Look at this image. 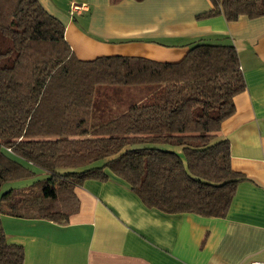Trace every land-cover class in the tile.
<instances>
[{
  "label": "trees",
  "instance_id": "trees-1",
  "mask_svg": "<svg viewBox=\"0 0 264 264\" xmlns=\"http://www.w3.org/2000/svg\"><path fill=\"white\" fill-rule=\"evenodd\" d=\"M210 1L213 9L199 18L264 16V0ZM102 86L149 91L93 126ZM246 87L231 44L197 41L176 63L83 61L39 0H0V215L68 224L80 207L75 189L113 175L149 208L225 218L246 178L233 170L230 142L219 134ZM21 180L32 182L12 187ZM24 260L0 219V264Z\"/></svg>",
  "mask_w": 264,
  "mask_h": 264
},
{
  "label": "crops",
  "instance_id": "crops-1",
  "mask_svg": "<svg viewBox=\"0 0 264 264\" xmlns=\"http://www.w3.org/2000/svg\"><path fill=\"white\" fill-rule=\"evenodd\" d=\"M39 1L64 24L67 43L83 61L130 56L176 63L197 41L235 46L247 87L219 135L230 142L233 170L246 180L225 218L149 208L113 175L87 181L75 189L80 207L68 224L0 215L9 243L24 248V264L264 263V16L232 23L221 15L199 18L213 9L210 0H76L86 8L83 24L70 7Z\"/></svg>",
  "mask_w": 264,
  "mask_h": 264
},
{
  "label": "rangeland",
  "instance_id": "rangeland-1",
  "mask_svg": "<svg viewBox=\"0 0 264 264\" xmlns=\"http://www.w3.org/2000/svg\"><path fill=\"white\" fill-rule=\"evenodd\" d=\"M60 8H67L72 4L71 0H52ZM75 4H80L73 0ZM88 15L85 12L75 15V19L79 23L85 22ZM148 89L145 87H118V86H102L97 89L95 95V106L93 115V126H97L101 122L113 118L128 110L132 105L140 102L148 94ZM165 149L171 150L169 146H163ZM175 150V149H174ZM31 180H21L14 182L12 187L27 189ZM4 215V214H3ZM2 217V214H1ZM3 223V222H2ZM7 224V223H6ZM7 229H9V226Z\"/></svg>",
  "mask_w": 264,
  "mask_h": 264
},
{
  "label": "built area",
  "instance_id": "built-area-1",
  "mask_svg": "<svg viewBox=\"0 0 264 264\" xmlns=\"http://www.w3.org/2000/svg\"><path fill=\"white\" fill-rule=\"evenodd\" d=\"M84 10H86L84 5H78V4L72 3L70 6V13H71V16H73V17L76 14L82 13ZM8 151H10V149H8ZM252 264H264V263L253 262Z\"/></svg>",
  "mask_w": 264,
  "mask_h": 264
}]
</instances>
